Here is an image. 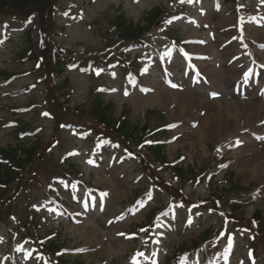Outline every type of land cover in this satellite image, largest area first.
<instances>
[{
    "label": "rangeland",
    "instance_id": "rangeland-1",
    "mask_svg": "<svg viewBox=\"0 0 264 264\" xmlns=\"http://www.w3.org/2000/svg\"><path fill=\"white\" fill-rule=\"evenodd\" d=\"M237 1L51 0L0 10V150L39 145L2 189L0 264H264V0ZM155 8L163 15L143 46L110 29L116 11L142 24ZM58 52L72 60L65 84L53 75ZM95 95L130 127L142 129L149 111L162 115L165 164L149 139L102 134ZM228 177L235 187L226 194ZM231 202L245 206L235 213Z\"/></svg>",
    "mask_w": 264,
    "mask_h": 264
},
{
    "label": "trees",
    "instance_id": "trees-1",
    "mask_svg": "<svg viewBox=\"0 0 264 264\" xmlns=\"http://www.w3.org/2000/svg\"><path fill=\"white\" fill-rule=\"evenodd\" d=\"M30 2L35 5L43 6V4L51 3V0H0V10L4 9H15L17 5H20L24 2ZM161 11L158 9H153L150 12L146 13L142 18V24L136 23L133 24L131 20L127 19L125 15L120 12L116 11V14L112 16L108 23L110 25V29L114 32L117 36V39L121 37L123 40H129V42H138L141 38L142 34L145 31L151 29L158 18L161 16ZM28 51L31 52V55L28 57V60L34 61L35 63L38 60V57L32 51V46L28 47ZM54 68L55 72L53 75L57 80H60L62 83L65 84L66 81L62 78L64 71L70 65L71 60L69 61L68 58L62 57L60 52L54 55ZM59 89H63V86L60 85ZM91 111L94 116H96L97 123L103 127L101 133L109 132L110 134H115L118 137L122 138L124 141H134L138 144L141 140L149 139L150 146L148 149L152 152L155 156L157 162L164 163L165 157L162 155L163 145L158 141L165 136V127L163 126V118L162 115L154 113V112H147L146 113V122L142 129H138L137 127H130L127 121L126 115L121 116L119 119H115L112 115V108L110 105H103L101 103L99 95H95L93 98V103L91 104ZM154 117V118H153ZM160 124V125H159ZM23 125H20L17 128V132L23 131ZM141 133V137L137 138L138 133ZM17 139V138H16ZM39 150L38 143H35L33 146L26 147L24 145L17 146L13 150L10 151H2L0 150V208H1V198L3 196V187L7 189L11 183H13L20 173L23 171L24 166L28 163L32 162L35 156L37 155ZM165 164V163H164ZM178 164L172 165L173 171L175 173L183 174L180 169H177L176 166ZM70 168H74L73 166H69ZM230 176V174H228ZM201 177L197 175H193L190 180L196 181ZM224 184L227 186L226 189L222 191L226 194L229 193V188L235 187V182L233 178L228 177L224 179ZM229 209L232 212L236 213L237 209L243 208L245 204L240 203L235 204L233 202L228 204ZM259 212H255L253 215V222L258 221ZM234 221H237L235 217H232ZM231 219V220H232ZM251 220V221H252ZM238 222V221H237ZM239 223V222H238ZM209 231L206 230L204 234L200 236L198 240H205L206 238L209 239ZM54 244H49L46 248L50 251L51 247ZM195 245V244H194Z\"/></svg>",
    "mask_w": 264,
    "mask_h": 264
},
{
    "label": "bare ground",
    "instance_id": "bare-ground-1",
    "mask_svg": "<svg viewBox=\"0 0 264 264\" xmlns=\"http://www.w3.org/2000/svg\"><path fill=\"white\" fill-rule=\"evenodd\" d=\"M245 106V105H244ZM251 107H252V105H248V106H246V110H245V112L246 113H249V115L251 114ZM231 110H234L235 112L237 111V109L236 108H230ZM229 120H231V121H233L234 123L236 122V121H238V119H237V117H236V115H234V113L232 114V115H229V118H228ZM205 124H203V126H204Z\"/></svg>",
    "mask_w": 264,
    "mask_h": 264
},
{
    "label": "snow or ice",
    "instance_id": "snow-or-ice-1",
    "mask_svg": "<svg viewBox=\"0 0 264 264\" xmlns=\"http://www.w3.org/2000/svg\"><path fill=\"white\" fill-rule=\"evenodd\" d=\"M97 74H99V73H97ZM44 115H48V114L47 113H44ZM171 127H175V126L173 125ZM105 195H107V194L105 193ZM121 235H123V234L121 233Z\"/></svg>",
    "mask_w": 264,
    "mask_h": 264
}]
</instances>
